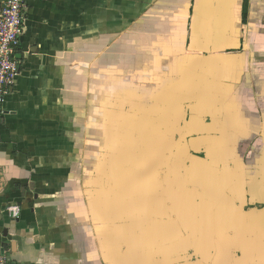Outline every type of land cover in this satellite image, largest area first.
<instances>
[{"label":"crops","instance_id":"crops-1","mask_svg":"<svg viewBox=\"0 0 264 264\" xmlns=\"http://www.w3.org/2000/svg\"><path fill=\"white\" fill-rule=\"evenodd\" d=\"M15 59L0 128L12 264H196L208 244L185 233L226 212L218 189L264 203V0H28ZM229 257L215 260L246 261Z\"/></svg>","mask_w":264,"mask_h":264},{"label":"water","instance_id":"water-1","mask_svg":"<svg viewBox=\"0 0 264 264\" xmlns=\"http://www.w3.org/2000/svg\"><path fill=\"white\" fill-rule=\"evenodd\" d=\"M184 141H186V136L185 137H180L177 141L174 142L172 148L176 149L179 145H181ZM175 154L174 152L171 153V155L168 156V160L169 162H172V158H174ZM191 159V154H185L183 158H181V161H183V171H184V177H185V181L189 182V169H188V165H187V161L189 162ZM171 167H168V170L170 171ZM187 187V185L185 186V188ZM200 191L201 188L197 187ZM222 188V187H221ZM220 190L218 189V193L219 196L220 194L222 195H226L227 199L226 200H219L218 199H211L209 201L213 202L214 205L217 208H222L225 207L226 208V212L223 213L222 211L216 212L213 216H212V220H213V224L212 226H207L205 221H204V217L201 215L198 219H196V224L198 225V227L200 228L201 232L200 233H185V235H199V240L200 241H205L207 242L208 246H201L199 248H196V255H197V259L200 260H196V264H218L217 260H215V258L217 257H223L226 253H228V256L230 257H234L236 255L237 252L241 253V249H240V244L239 242L236 240L234 245L233 242V237L238 235L240 233V235L242 237L248 236L246 239L248 240H252L256 243V246H262L264 247V220H262L261 226H253V227H248V228H238L235 227L233 229H228L226 231H224V226L225 224L228 222V218L231 216V214L233 213H240L241 211L244 213V215H249L251 213H257L258 215H261L259 217H261V219H264V208L263 209H258L257 207H254L253 211L251 213H246L244 211V207L237 203V201L235 200V198L231 195H229L227 193V191H225L223 188ZM179 199L184 201V203H186L188 208H194V209H198V205H196L195 201H194V196L189 193V191L187 189H181ZM224 197V196H222ZM221 197V198H222ZM207 198V197H204ZM178 198L176 199V202H178ZM227 203V204H226ZM178 209H179V205H177ZM218 210V209H217ZM200 213H202V209L200 210ZM190 218H186V221L184 223V228H188L186 227L190 221ZM192 220V219H191ZM193 223V220H192ZM243 224V223H242ZM203 232V233H202ZM206 232V233H204ZM231 234V235H230ZM229 235V236H228ZM239 235V237H241ZM241 239V238H239ZM234 245V246H233ZM252 245V244H251ZM235 254V255H234ZM243 255V254H242ZM201 260H203V262H201ZM219 260V259H218ZM230 262H240L239 260H229ZM258 261H263L264 260H258Z\"/></svg>","mask_w":264,"mask_h":264},{"label":"built area","instance_id":"built-area-1","mask_svg":"<svg viewBox=\"0 0 264 264\" xmlns=\"http://www.w3.org/2000/svg\"><path fill=\"white\" fill-rule=\"evenodd\" d=\"M28 0H2L0 2V128L6 115L5 103L9 89L20 74L15 52L20 46L25 28ZM7 212L18 217L20 208L10 206ZM0 264H12L5 250L0 249Z\"/></svg>","mask_w":264,"mask_h":264},{"label":"flooded vegetation","instance_id":"flooded-vegetation-1","mask_svg":"<svg viewBox=\"0 0 264 264\" xmlns=\"http://www.w3.org/2000/svg\"><path fill=\"white\" fill-rule=\"evenodd\" d=\"M244 207V206H243ZM254 207H257L258 209H263L264 208V203L259 202V203H251L250 207H244V211L246 213H251L254 209ZM261 215H258L257 213H251L249 215H244V213L241 211L240 213H233L231 216L228 218V222L224 226V231L228 229H233L235 227L238 228H248V227H257L261 226L262 220ZM243 223V224H242ZM263 223V222H262ZM231 235V234H230ZM240 233L236 236L233 237V242L234 245L235 241L237 240L239 242L241 253L237 252L234 257H229L228 260H246L244 264H250L258 262V260H264V247L262 246H256V243L252 240L246 239L248 236L239 237ZM229 236V235H228ZM246 237V238H245ZM241 238V239H239ZM252 244V245H251ZM233 245V246H234ZM243 254V255H242ZM230 262V261H229ZM263 262V261H261Z\"/></svg>","mask_w":264,"mask_h":264}]
</instances>
